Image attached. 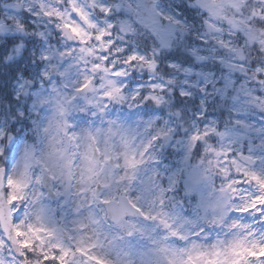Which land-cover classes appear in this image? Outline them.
Wrapping results in <instances>:
<instances>
[{"label":"snow or ice","instance_id":"1","mask_svg":"<svg viewBox=\"0 0 264 264\" xmlns=\"http://www.w3.org/2000/svg\"><path fill=\"white\" fill-rule=\"evenodd\" d=\"M0 264H264V0H0Z\"/></svg>","mask_w":264,"mask_h":264}]
</instances>
